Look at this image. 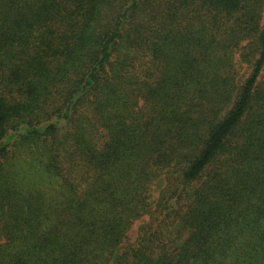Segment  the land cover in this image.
<instances>
[{
    "label": "trees",
    "instance_id": "obj_1",
    "mask_svg": "<svg viewBox=\"0 0 264 264\" xmlns=\"http://www.w3.org/2000/svg\"><path fill=\"white\" fill-rule=\"evenodd\" d=\"M0 264H264V0H0Z\"/></svg>",
    "mask_w": 264,
    "mask_h": 264
},
{
    "label": "rangeland",
    "instance_id": "obj_2",
    "mask_svg": "<svg viewBox=\"0 0 264 264\" xmlns=\"http://www.w3.org/2000/svg\"><path fill=\"white\" fill-rule=\"evenodd\" d=\"M129 237L131 240H133L136 237V227L135 226L131 229L129 233Z\"/></svg>",
    "mask_w": 264,
    "mask_h": 264
}]
</instances>
